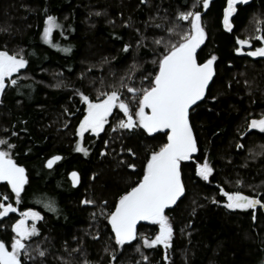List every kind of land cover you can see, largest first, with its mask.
Segmentation results:
<instances>
[{"label": "trees", "instance_id": "obj_1", "mask_svg": "<svg viewBox=\"0 0 264 264\" xmlns=\"http://www.w3.org/2000/svg\"><path fill=\"white\" fill-rule=\"evenodd\" d=\"M226 7L227 0H213L207 9L202 0H0V50L28 61L13 76L18 85L9 82L0 98V139L14 145L0 149L26 169L28 183L19 204L9 185L0 183V203L19 211L31 208L43 217L36 224L39 235L28 242L32 259L25 257V264H113V254L114 264H264V207L229 210L220 191L264 200V134L248 127L264 115V58L236 52L239 39L252 38V49L262 44L255 36L264 28V0L239 6L231 31L223 26ZM191 10L201 12L206 32L198 61L215 55L216 72L205 98L190 111L198 151L181 162L185 195L166 212L173 227L171 247L143 244L144 237L153 239L159 231L147 221L138 226L137 239L121 247L108 213L142 178L147 159L167 142L166 135L118 129L124 117L114 110L100 135L85 136L87 155L78 152L86 107L80 93L97 98L121 80L147 86L143 77L154 74L153 61L163 48L154 40L174 42L169 30L177 25L178 13ZM49 15L66 37L53 34L59 49L43 41ZM120 91L122 98H131L126 88ZM131 106L135 110V101ZM55 155L62 159L48 169ZM205 160L213 168L208 181L197 174ZM73 171L77 187L70 180ZM85 199L94 203L84 204ZM48 201L55 211L44 207ZM16 221L11 213L0 218V240L11 243ZM40 249L45 256L38 255Z\"/></svg>", "mask_w": 264, "mask_h": 264}, {"label": "snow or ice", "instance_id": "obj_2", "mask_svg": "<svg viewBox=\"0 0 264 264\" xmlns=\"http://www.w3.org/2000/svg\"><path fill=\"white\" fill-rule=\"evenodd\" d=\"M248 0H227L224 9L223 26L228 31L232 30L230 18L236 11V6L247 3ZM210 0H202V7L207 9ZM186 22L187 28L181 27ZM61 26L56 17L49 15L46 26L43 29V39L53 47H59L54 43L52 35L55 29ZM163 27V25H157ZM180 29L177 31V29ZM171 31L177 39L163 38L154 40L156 45H163L153 63L156 65L154 74L146 75L143 80L147 86L136 87L125 84L121 80L119 87L113 86V90L101 92L100 97L90 98L80 93L81 101L86 106L83 119L79 123L78 135L81 142L77 143L76 151L87 155L88 150L83 146V137L86 132L99 135L108 124L109 117L114 110L122 113V119L118 120L117 128L121 130L143 129L148 134L163 132L166 135L164 143L158 151H153L147 159L142 178L136 182L130 190L120 195L114 211L108 213L107 219L111 225V231L115 234V243L121 247L130 244L137 239V224L140 221H150L159 226V231L153 239L143 238V244L148 248L162 245L165 250L171 247L173 238V227L165 210L176 204L184 193V185L181 179V162L193 158V153L198 151L196 138L190 123V111L194 106L205 98L206 92L215 75L214 62L217 57L211 56L204 62H199L197 50L206 39V32L202 26L201 12L196 10L181 11L178 13V23ZM255 40L264 42V28H261ZM240 47L236 49L238 54H246L251 57H264V46L256 47L254 50L244 52V47H252V38L239 39ZM65 52L70 48L62 49ZM128 47L125 46L124 51ZM28 64L22 55L10 54L7 50H0V95L10 85L17 86L18 80L13 78L14 74L20 73ZM121 88H126L131 98L123 97ZM135 101V110L131 104ZM250 130H257L264 134V115L260 118L251 119L248 125ZM117 130L116 128L113 131ZM6 145L8 149L14 145L0 139V146ZM243 147V145H239ZM129 151H131L129 149ZM62 159L55 155L47 161V166L53 165ZM135 168L134 164L128 165ZM198 175L208 180L213 173V168L205 160L198 165ZM73 185L79 183L78 173H71ZM0 181L7 182L11 191L15 194V202L21 201V193L28 183L26 169L13 159L8 150L0 149ZM226 198L225 207L228 209H256L257 206L264 207V200L245 195L240 191L220 190ZM7 201L8 197L3 196ZM84 204H92L94 201L85 199ZM50 211H55L54 202L44 203ZM17 207L12 203H0V218L9 213H16ZM43 219L39 211L29 208L20 211V218L13 225L15 233L10 244L0 240V264H25V257L32 259L28 243L39 235L36 222ZM31 221V223H29ZM45 251L38 250L40 257L45 256ZM164 259L168 256L165 253ZM116 256L112 255L113 264ZM147 261L148 257L143 256ZM84 264H88L87 261Z\"/></svg>", "mask_w": 264, "mask_h": 264}, {"label": "rangeland", "instance_id": "obj_3", "mask_svg": "<svg viewBox=\"0 0 264 264\" xmlns=\"http://www.w3.org/2000/svg\"><path fill=\"white\" fill-rule=\"evenodd\" d=\"M237 10V9H236ZM236 12V11H235ZM234 12V13H235ZM57 22L59 23V21L57 20ZM59 25L61 26V23H59ZM58 32L59 33V35H60V37H63L64 39H66V37L65 36H62V35H64V32H63V28H62V26L60 27V28H57V29H55L54 30V32H53V34L55 33V32ZM52 39H53V35H52ZM43 41H44V39H43ZM45 42V41H44ZM46 43V42H45ZM47 45H49V46H51V47H53L52 45H50V44H48V43H46ZM55 44H57L59 47H53V48H55V49H59L60 48V45L58 44V43H55ZM23 70V69H22ZM15 75V74H14ZM13 75V76H14ZM9 83V82H8ZM0 98H1V95H0ZM110 118V117H109ZM108 123H109V121H108ZM107 126V124L105 125V127ZM102 133V132H101ZM100 133V134H101ZM77 134H78V132H77ZM99 134V135H100ZM86 135H88V136H98V135H96V134H94V133H91V132H86L85 134H84V137H83V141H84V138H85V136ZM83 141H82V143H83ZM79 142H81V138H80V136L78 135V143ZM84 146V145H83ZM198 174V173H197ZM199 176V175H198ZM200 177V176H199ZM200 178H202V177H200ZM210 178V177H209ZM203 179V178H202ZM209 180V179H208ZM208 180H206V181H208ZM221 195H222V193H221ZM225 198V197H224ZM225 204H226V198H225ZM224 204V205H225ZM227 208V207H226ZM258 208H260V206H257V208L256 209H247V210H240V209H235V210H233V209H229V210H232V211H250V210H257ZM228 209V208H227ZM10 215V213L7 215V216H9ZM6 217V216H5ZM18 220V219H17ZM38 222V221H37ZM37 222H36V224H37ZM147 222H149V223H151L150 221H147ZM29 223H31V221H29ZM158 246H161V247H163L162 245H158Z\"/></svg>", "mask_w": 264, "mask_h": 264}, {"label": "water", "instance_id": "obj_4", "mask_svg": "<svg viewBox=\"0 0 264 264\" xmlns=\"http://www.w3.org/2000/svg\"><path fill=\"white\" fill-rule=\"evenodd\" d=\"M213 0H210V2H212ZM248 2H249V0H248ZM210 4V3H209ZM242 4V3H241ZM204 44V43H203ZM202 44V45H203ZM202 45L200 46V48L202 47ZM200 48L197 50V53H198V51L200 50ZM214 68H215V66H214ZM214 77H215V75L213 76V79H214ZM213 79H212V81H210V83H209V87H208V89L210 88V86H211V84H212V82H213ZM208 91V90H207ZM206 94H207V92H206ZM206 96V95H205ZM203 101V100H202ZM202 101H200V102H198V104H200ZM196 106H194V108H195ZM160 133H163V132H158V133H154V134H150V135H155V134H160ZM197 154V152H195V153H193V157H195V155ZM48 167V166H47ZM49 168V167H48ZM70 178H71V176H70ZM181 179H182V176H181ZM72 180V179H71ZM183 182V181H182ZM0 183H6L7 184V182H4V181H0ZM79 184V183H78ZM78 184L77 185H73L74 187H77L78 186ZM184 185V184H183ZM10 186V185H9ZM10 189H11V187H10ZM184 195H185V187H184V193H183V195L177 200V202H176V204H174V205H171V206H169V208L168 209H166L165 210V214H166V212L167 211H169V210H171L172 208H174L181 200H182V198L184 197ZM142 222H144V221H140L138 224H137V228H138V226L142 223ZM111 226V225H110ZM115 235V234H114Z\"/></svg>", "mask_w": 264, "mask_h": 264}, {"label": "flooded vegetation", "instance_id": "obj_5", "mask_svg": "<svg viewBox=\"0 0 264 264\" xmlns=\"http://www.w3.org/2000/svg\"><path fill=\"white\" fill-rule=\"evenodd\" d=\"M239 7V6H238ZM237 7V8H238ZM236 8V9H237ZM235 14V13H234ZM234 14H233V16H234ZM232 16V17H233ZM232 17H231V19L230 20H232ZM240 46V45H239ZM260 46H264V42H262V44L260 45ZM260 46H258V47H260ZM255 49V48H254ZM254 49H252V47L251 48H249L248 46H245L244 47V51H246V52H248V51H251V50H254ZM251 57V56H250ZM253 58H258V57H253ZM259 58H261V57H259ZM262 58H264V57H262ZM214 64H215V62H214ZM216 72V71H215ZM59 162V161H58ZM58 162H56V163H58ZM55 163V164H56ZM55 164L53 165V167L55 166ZM52 167V168H53ZM48 168V167H47ZM52 168H50V169H52ZM49 169V168H48ZM71 176V175H70ZM70 180H71V178H70ZM71 182H72V180H71ZM72 185H73V183H72ZM79 185V184H78ZM74 187V186H73ZM18 208V207H17ZM11 214H14L16 217H17V219H19L20 218V211H19V209H18V211L16 212V213H11Z\"/></svg>", "mask_w": 264, "mask_h": 264}, {"label": "bare ground", "instance_id": "obj_6", "mask_svg": "<svg viewBox=\"0 0 264 264\" xmlns=\"http://www.w3.org/2000/svg\"><path fill=\"white\" fill-rule=\"evenodd\" d=\"M250 1V0H249ZM211 3V2H210ZM248 3V2H247ZM247 3H242V4H238L237 6H236V8L238 7V6H241V5H243V4H247ZM210 5V4H209ZM209 7V6H208ZM233 16V15H232ZM231 19V18H230ZM214 66H215V64H214ZM58 162V161H57ZM10 187V186H9Z\"/></svg>", "mask_w": 264, "mask_h": 264}]
</instances>
